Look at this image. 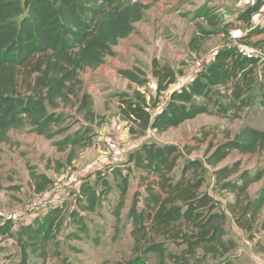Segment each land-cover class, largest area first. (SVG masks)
<instances>
[{
    "label": "trees",
    "instance_id": "obj_1",
    "mask_svg": "<svg viewBox=\"0 0 264 264\" xmlns=\"http://www.w3.org/2000/svg\"><path fill=\"white\" fill-rule=\"evenodd\" d=\"M156 1L0 0V141L7 140L11 129L25 126L38 135L51 136L53 127L65 121L56 108L60 102L68 104L81 89L80 73L96 69L107 57L114 56L113 47L133 33L135 24ZM263 4L264 0H256L237 14V20L246 24L243 38L264 33V21H251ZM119 74L138 85L145 82L134 70L119 69ZM152 75L157 93L169 90L159 108L158 102H149L138 90L119 94V112L129 124V132L137 136L147 129L164 132L204 113L238 117L248 106L256 82L264 104V60L247 56L233 45L218 49L202 68L181 82L172 67L158 66L156 61ZM78 103V110L92 120L91 95L83 93ZM72 129L57 141L61 149L90 143L89 126ZM184 150L190 152L188 145L180 148L172 143L143 141L113 166L80 176L68 197L19 225L14 240L21 252L20 264H34L27 261L29 254L46 258L48 244L69 225L73 230L67 233V239H82L88 231L84 213L95 212L111 189L106 179L98 187V177L107 174L116 187L115 203L109 209L117 223L130 176L138 179L127 219L132 251L139 256L122 264H144L140 255L149 252L180 264L198 250L203 255L218 256V264H237L225 256L234 247L233 241L224 238L227 215L211 195L201 191L202 173L205 165L215 167L233 150L241 154L264 152V129L242 126L233 137L207 152L203 160L185 159L176 174ZM213 174L220 188L233 195L226 207L238 213L239 227L251 230L264 205V185L253 197L248 196V188L262 177V169L239 172V164L233 162L215 169ZM31 177L38 190L51 181L44 174L32 172ZM12 226L13 218L1 219L0 234L10 233ZM167 242L182 245V251L168 253ZM69 250L81 252L73 244H69ZM62 264L82 263L64 257Z\"/></svg>",
    "mask_w": 264,
    "mask_h": 264
},
{
    "label": "rangeland",
    "instance_id": "obj_2",
    "mask_svg": "<svg viewBox=\"0 0 264 264\" xmlns=\"http://www.w3.org/2000/svg\"><path fill=\"white\" fill-rule=\"evenodd\" d=\"M255 1H156L145 11L143 19L135 24L133 33L113 47L114 56L107 57L105 63L96 69L88 68L80 73L81 89L68 104L60 102L56 108L65 121L53 127L51 136L38 135L30 130V126L7 132V140L0 141V221L17 213L20 215L13 218L10 233L0 234V264L21 262V252L14 240L18 227L47 206L30 207L33 195L48 193L53 202L68 197L77 186L71 181L73 176L86 174L98 163L102 164V170L115 164L110 163L115 147L125 150L121 158L123 160L129 151L143 141L172 143L180 148L188 145L190 152L184 150L174 171L179 174L185 159L191 157L203 160L207 152L233 137L242 126L264 129V104L260 102L257 82L250 93L248 106L235 118L204 113L164 132L151 130L146 136H137L129 132V124L119 112V94H132L133 90L143 93L151 103L158 102L156 109L163 105L166 95L165 92H156L152 75L153 61L158 66L172 67L178 79L192 76L218 49L233 43L237 30L244 32L246 24L237 20V14ZM262 14L264 7L252 15L251 20H257ZM238 42L245 48H256L264 54V36L245 37ZM119 69L137 71L145 80L144 84L138 85L124 78L119 74ZM83 93L91 95V109L95 116L92 120L86 119L83 112L78 110V101ZM84 125L90 128L88 145H67L62 149L57 146V141L71 133L73 127ZM58 129L61 132L54 133ZM233 162L239 164V172L262 169V177L248 188V196L253 197L264 185L263 151L241 154L233 150L215 167L205 165L201 191L211 195L217 207L227 215L224 238L233 241L234 247L225 256L237 264H264V205L253 221L251 230L239 227L236 222L238 213L226 207L228 202L233 201V195L220 188L213 174L215 169ZM32 172L44 174L51 180L50 183L38 190L31 177ZM98 179V187L106 179L112 190L102 198L95 212L84 213L88 231L82 234V239H67V233L73 230L69 225L48 244L46 258L29 254L27 261L34 264H62L64 257H67L82 264H122L123 260L139 256V253L132 251L130 221L127 219L128 206L138 187V179L133 174L130 176L129 191L118 223L109 209L116 198L114 180L109 174ZM69 244L79 247L81 252L70 251ZM166 247L167 252L173 254H179L183 249L182 245L170 242L166 243ZM140 256L144 264H175L168 257L159 258L152 252ZM219 261L218 256L203 255L198 250L189 261L180 264H218Z\"/></svg>",
    "mask_w": 264,
    "mask_h": 264
},
{
    "label": "built area",
    "instance_id": "obj_3",
    "mask_svg": "<svg viewBox=\"0 0 264 264\" xmlns=\"http://www.w3.org/2000/svg\"><path fill=\"white\" fill-rule=\"evenodd\" d=\"M237 34L234 35L236 37V39H234L233 43L229 44V45L235 46L237 48V50H239L240 52H242L243 54H245L247 56L258 57V58H261L262 60H264V54L259 49H256V48H250V49L249 48H245L241 43L238 42V40L243 38V35L245 34V32H243L241 30H237ZM185 78H186V76H185ZM168 91L169 90H167L165 92L166 96H167ZM150 133H151V130L147 129L146 132H145V136L150 134ZM124 153H125V150L123 148L115 147L113 149V152H112V155H111V158H110V163L119 162L121 160V158H122ZM102 168H103L102 164L98 163L95 168H92V170H87L86 173L92 172V171L97 170V169H102ZM79 178L80 177H78V176H73L71 178V181L74 182L77 185L79 183ZM50 197L51 196H49L48 193H37V194H34L32 200H31L30 207H40L42 205L47 204V206L45 208H43V210L41 211V212H44V210L49 208L51 206V204L59 203L60 200L58 202L50 201ZM19 215H20L19 213L14 214L11 218H15V217H17Z\"/></svg>",
    "mask_w": 264,
    "mask_h": 264
},
{
    "label": "crops",
    "instance_id": "obj_4",
    "mask_svg": "<svg viewBox=\"0 0 264 264\" xmlns=\"http://www.w3.org/2000/svg\"><path fill=\"white\" fill-rule=\"evenodd\" d=\"M262 7H264V4L261 6V8ZM251 19H252V17H251ZM252 22H263L264 21V14H262L261 15V17H259L257 20H251ZM246 31H247V29H245L244 30V32L246 33ZM259 36H264V33H262V34H258ZM255 36H257V35H255ZM115 51V50H114ZM107 59V58H106ZM183 78H185V77H181V78H177V80L179 81V82H181V81H183L184 79Z\"/></svg>",
    "mask_w": 264,
    "mask_h": 264
}]
</instances>
